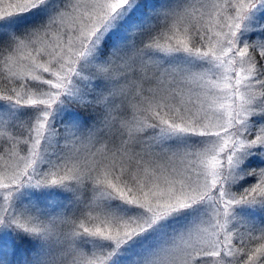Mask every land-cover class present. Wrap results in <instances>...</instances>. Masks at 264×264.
<instances>
[{
	"label": "snow or ice",
	"instance_id": "1",
	"mask_svg": "<svg viewBox=\"0 0 264 264\" xmlns=\"http://www.w3.org/2000/svg\"><path fill=\"white\" fill-rule=\"evenodd\" d=\"M0 69V264H264V0H11Z\"/></svg>",
	"mask_w": 264,
	"mask_h": 264
},
{
	"label": "trees",
	"instance_id": "2",
	"mask_svg": "<svg viewBox=\"0 0 264 264\" xmlns=\"http://www.w3.org/2000/svg\"><path fill=\"white\" fill-rule=\"evenodd\" d=\"M253 39H255V36L253 35ZM18 70V69H16ZM2 71H4L2 69ZM0 69V72H2ZM0 87H3V77L0 76ZM258 161H254V166L258 165ZM260 166H264V165H260ZM247 184H252L255 183V178L254 177H249L247 179V181L245 182ZM75 197L68 192H58L54 197H47V199L45 197H41L37 202L39 204V207L42 210L45 211H51L54 214L57 212H63L66 215H71L72 214V209L75 208L74 206V201ZM25 203H27V201H25ZM51 203L53 206V209H48V204ZM75 211V210H74ZM254 216H256L254 219L256 222H259V220L264 217V213H260V212H256L254 213ZM26 247L25 244L21 245V248Z\"/></svg>",
	"mask_w": 264,
	"mask_h": 264
},
{
	"label": "rangeland",
	"instance_id": "3",
	"mask_svg": "<svg viewBox=\"0 0 264 264\" xmlns=\"http://www.w3.org/2000/svg\"><path fill=\"white\" fill-rule=\"evenodd\" d=\"M9 2H11V0H0V5H2V4H4V3H9ZM251 35V34H250ZM251 38L253 39V35H251ZM1 71H2V69H1ZM253 120H256V119H259L258 117H253L252 118ZM21 154L23 155L24 153L23 152H21ZM33 199L35 200L36 199V197H33ZM47 199V198H46ZM48 209L50 210V209H53V206H52V204L51 203H49L48 204ZM75 210V208H73L72 209V212ZM256 216H254V218H255Z\"/></svg>",
	"mask_w": 264,
	"mask_h": 264
}]
</instances>
